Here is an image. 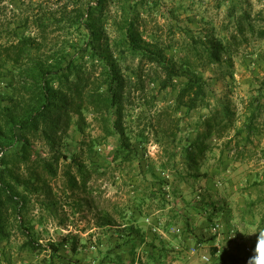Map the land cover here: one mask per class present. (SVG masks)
<instances>
[{
	"label": "trees",
	"instance_id": "1",
	"mask_svg": "<svg viewBox=\"0 0 264 264\" xmlns=\"http://www.w3.org/2000/svg\"><path fill=\"white\" fill-rule=\"evenodd\" d=\"M115 1L59 0L57 6H49L43 0H29L22 3L24 13L14 23L0 17V244L11 240L16 222L25 236L20 250L48 251L49 264L55 258L70 264L83 245L81 234L72 231L59 233L47 244L40 242L28 216L36 199L48 209L57 205L51 180L59 175L60 161L68 166L70 195L78 190L89 193L90 182L108 169L95 166L90 157L110 137L117 140L111 162L130 168L135 161H143L141 150L154 137L167 161L162 163L160 186L152 189V195L161 194L164 208L169 200L164 178L169 171L181 173L176 165L185 117L208 110L196 122L194 140L182 147L194 170L188 173L192 177L199 176V159L210 146L208 140L224 130L234 128L235 135H245L247 141L264 136V81L250 97L246 119L238 126L228 104L213 108L215 93L204 74L208 66L218 65L227 66L233 75L234 55L249 40L248 34L264 39V25H257L250 12L244 10L235 18L233 2L227 16L235 20V32L221 35L214 28L181 24L175 11L171 14L175 21H156L150 29L149 1L118 0L114 10ZM161 93H173L174 98L158 109ZM182 109L184 115L179 114ZM96 127L99 133L94 135ZM76 134L81 136L78 147L70 152L68 141ZM199 197L187 203L208 212L213 233L209 239L214 241L221 231L215 227L221 226L224 205L203 193ZM84 202L91 203L88 195ZM183 216L192 231L193 223ZM97 223L115 232L122 249L131 245L133 254L136 239L147 242L141 226L121 224L109 211L101 212ZM202 243L198 240V245ZM166 251L163 246L150 257L158 261L159 253L165 256ZM217 253L220 249L213 246L210 259L214 263L205 264H215ZM107 257L112 263L121 260L120 254L113 258L107 253ZM235 259L229 261L234 264Z\"/></svg>",
	"mask_w": 264,
	"mask_h": 264
},
{
	"label": "rangeland",
	"instance_id": "2",
	"mask_svg": "<svg viewBox=\"0 0 264 264\" xmlns=\"http://www.w3.org/2000/svg\"><path fill=\"white\" fill-rule=\"evenodd\" d=\"M117 1L111 6L114 10ZM147 1L152 6L148 14L150 29L155 27L156 21L166 24L174 20L171 14L175 11L183 25L195 29L214 28L221 35H230L235 32V20L227 15L233 2L237 4L235 18L247 10L256 18L254 22L257 25H264V0ZM23 2L29 0H1V19L11 24L17 21L19 15L24 13ZM43 2L57 6L59 0ZM136 8L141 9V6ZM259 12H262L261 16ZM248 36L249 40L243 42L234 55L233 75L229 74L227 66L210 65L204 71L215 93L213 108L228 104L235 111V124L238 126L246 119L250 97L257 93L264 81V39ZM173 98V93H161L157 108H164ZM184 113L185 109L179 112L180 115ZM207 113L205 109L196 111L181 123L183 142L178 145L180 153L176 165L181 173L169 171L164 178L163 185L167 186L169 192V200L164 208L161 194L152 195V189L160 186L158 177L163 176L162 163L167 161L154 137H151L146 149L141 150L143 161H135L134 168L119 167L111 162L110 156L117 140L110 137L90 157L95 166L108 169L90 182L89 193L78 190L70 195L65 174L68 166L60 161L59 175L51 180L57 205L48 209L36 199L28 213L40 235V242L47 244L61 232L81 234L83 245L70 264H203L204 254L212 259L213 246L220 249L215 262L219 263L225 258L227 264H232L228 259L234 254L236 263L248 264L256 249L258 234L264 231V136H253L251 141H247L245 135L236 136L234 128L224 130L221 135L208 140L210 146L199 159V176L192 177L188 173L194 170L186 162L182 147L194 140L196 122ZM89 118L92 120L91 115ZM92 132L95 135L99 129L96 127ZM80 137L76 134L74 139H69L67 148L70 152L78 147ZM39 145L47 149V146ZM201 193L207 199L224 205L221 221L215 218L221 224V231L214 241L209 239L213 233L209 229L208 212L195 210L187 203L201 200ZM87 195L90 204L84 202ZM103 211H109L121 224L135 222L141 226L147 242L136 239L138 248L135 254L131 252V245L122 249L115 232L107 226L98 225V216ZM184 213L194 225L192 231L186 227ZM229 222L236 230L231 238L227 235ZM14 224L11 240L0 244V264H49L51 257L48 251L34 254L20 250L25 236L16 222ZM198 240H203V243L198 245ZM151 241L157 244L156 247L148 245ZM196 245L198 247L195 248ZM163 246H167V254L161 256L162 253H159V260L153 261L150 254ZM107 253H111L113 258L120 254L121 260L112 263ZM100 260L103 263H99ZM52 264L69 262L55 258Z\"/></svg>",
	"mask_w": 264,
	"mask_h": 264
},
{
	"label": "clouds",
	"instance_id": "3",
	"mask_svg": "<svg viewBox=\"0 0 264 264\" xmlns=\"http://www.w3.org/2000/svg\"><path fill=\"white\" fill-rule=\"evenodd\" d=\"M248 264H264V231L258 234L257 246Z\"/></svg>",
	"mask_w": 264,
	"mask_h": 264
},
{
	"label": "built area",
	"instance_id": "4",
	"mask_svg": "<svg viewBox=\"0 0 264 264\" xmlns=\"http://www.w3.org/2000/svg\"><path fill=\"white\" fill-rule=\"evenodd\" d=\"M220 229H221V226L220 225H217L215 227V231H219ZM235 232H236V230H234V228H233L232 231H231V233H230V235H229V237L230 238L233 237V234H236ZM248 249H250V247H248ZM202 259L204 261L203 264H205L206 262H208L210 260V257L208 255L204 254Z\"/></svg>",
	"mask_w": 264,
	"mask_h": 264
},
{
	"label": "crops",
	"instance_id": "5",
	"mask_svg": "<svg viewBox=\"0 0 264 264\" xmlns=\"http://www.w3.org/2000/svg\"><path fill=\"white\" fill-rule=\"evenodd\" d=\"M229 249V248H228ZM227 253H229V252H227ZM253 254V253H252ZM217 255H219V253H217ZM234 255V254H233ZM233 255H230V259H232L233 258ZM217 259V258H216ZM230 259H228V261L230 260ZM231 262V261H230ZM237 262V260L234 262V264H238V263H236ZM228 262H227V260H226V262H219V263H217V262H215V264H227Z\"/></svg>",
	"mask_w": 264,
	"mask_h": 264
}]
</instances>
